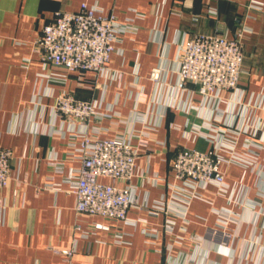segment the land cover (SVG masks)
Segmentation results:
<instances>
[{
    "label": "crops",
    "instance_id": "obj_1",
    "mask_svg": "<svg viewBox=\"0 0 264 264\" xmlns=\"http://www.w3.org/2000/svg\"><path fill=\"white\" fill-rule=\"evenodd\" d=\"M251 1L0 0V150L13 155L10 183L0 192V264H59L62 259L53 249H74L72 264H264L263 149L256 150L262 171L223 166L231 189L226 196L210 185L203 191L204 200H193L185 217L133 208L128 211L132 224L123 223L77 213L66 177L80 165L69 143L81 126L63 122L53 112L56 98L65 93L98 101L100 112L112 115L92 122L90 134L115 138L145 133L133 180L137 196L150 207L168 199L166 185L144 182L143 177L175 183L179 151H214L211 142L194 140L191 133L209 132L212 110H205L199 95L192 99L188 91L182 95L176 89L180 46L196 35L234 38L242 32L245 73L237 94L252 105L264 94V0L261 10L249 8ZM82 3L98 5L130 26L118 37L107 79L93 72L80 79L65 69L46 67L37 48L55 13L77 12ZM155 69L161 71L159 82L151 79ZM141 93L147 103L140 104L146 113L139 117L135 110ZM232 97L226 93L220 108L233 109ZM190 98L201 107L184 110ZM250 113L256 119L263 115L259 110ZM249 137H239L238 150ZM54 164H62L61 173ZM49 185L61 190L47 189ZM220 217L230 219L229 240L209 234L212 229L223 231ZM169 219L176 222L172 233L166 230ZM98 224L107 229H96Z\"/></svg>",
    "mask_w": 264,
    "mask_h": 264
},
{
    "label": "built area",
    "instance_id": "obj_2",
    "mask_svg": "<svg viewBox=\"0 0 264 264\" xmlns=\"http://www.w3.org/2000/svg\"><path fill=\"white\" fill-rule=\"evenodd\" d=\"M262 6L261 0H252L248 7L261 10ZM129 29L130 26L120 23L114 13L106 14L98 5L82 3L77 12H56L54 21L44 27L37 48L46 67L65 69L80 79L88 72L107 79L110 75L108 64L116 52L118 37ZM243 39L242 32L234 38L196 35L180 46L176 89L182 95L188 91L192 99L199 95L205 110H212L211 123L206 126L209 132L193 129L191 133L195 134L192 136L194 140L202 137L211 142L214 151L212 154L189 148L179 151L173 165L175 183L165 184V179L159 177H143L144 182H153L156 186L166 185L170 190L168 199L156 201L151 207L139 200L138 188L133 184L138 176L139 145L146 143L143 139L145 133L135 132L129 137L115 138H102L98 131L90 134L88 128L92 122L112 117L108 112H100L101 103L79 100L65 93L56 98L53 107L55 115L63 122L81 126V130L71 137L69 143L80 165L73 168L69 177H66L72 184L68 192L76 197L77 213L131 224L128 211L133 208H152L155 212L153 214L175 211L174 215L185 217L193 200H204L203 191L210 185L217 188L220 196L229 194L231 189L226 182L223 166L238 165L262 171L256 150H264L261 144L264 141V94L259 95L252 105L244 103L243 94H237L245 73ZM121 77V74L116 73V78ZM151 79L156 82L161 80L160 69L152 72ZM189 86H193V89ZM228 92L233 93L229 103L234 105L229 111L220 108ZM142 103H147V97L141 93L135 110L139 117L146 113L139 110ZM200 107L190 98L183 109L188 111ZM249 109L259 110L263 115L256 119L251 113L247 115ZM244 134L250 137L245 139L241 150H238L239 137ZM256 138L261 143L253 140ZM134 139H139L140 143L135 145ZM12 158L10 150H0V192L10 183ZM54 167L58 173L62 172V164H54ZM46 188L61 190L60 185H49ZM251 204L248 207H254ZM229 222L230 219L220 217L218 227L223 231L212 229L209 231L210 236L217 240H229ZM175 224L173 219H169L166 230L172 233ZM96 229L107 227L98 224ZM53 252L62 259L59 264H72L74 249H53Z\"/></svg>",
    "mask_w": 264,
    "mask_h": 264
}]
</instances>
